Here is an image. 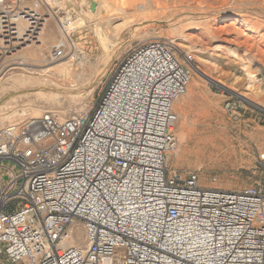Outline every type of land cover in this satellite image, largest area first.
<instances>
[{"label": "built area", "instance_id": "built-area-1", "mask_svg": "<svg viewBox=\"0 0 264 264\" xmlns=\"http://www.w3.org/2000/svg\"><path fill=\"white\" fill-rule=\"evenodd\" d=\"M62 3L0 0V68L20 66L14 56L51 20L62 37L49 59L73 51ZM194 62L150 39L114 65L88 109L0 124V264H264V141L263 179L241 190L205 189L168 165L173 105Z\"/></svg>", "mask_w": 264, "mask_h": 264}, {"label": "rangeland", "instance_id": "rangeland-1", "mask_svg": "<svg viewBox=\"0 0 264 264\" xmlns=\"http://www.w3.org/2000/svg\"><path fill=\"white\" fill-rule=\"evenodd\" d=\"M130 1L62 0L64 12L75 21L69 34L75 58L69 59L67 48L65 59H49L62 37L57 24L49 21L39 43L14 56L23 66L8 63L4 66L14 69L0 74L4 126L21 125L44 112L67 118L88 109L130 48L154 38L169 39L179 59L184 53L192 55L209 79L225 87L190 71L187 93L173 105L178 146L168 155L169 167L183 177L196 173L199 185L210 190H241L262 180L258 156L264 141V0ZM227 13L232 18L222 23ZM79 52L85 59L82 69ZM113 53L104 76L92 85L106 54ZM227 102L239 106L233 115L225 110ZM180 134L186 137L185 148Z\"/></svg>", "mask_w": 264, "mask_h": 264}, {"label": "bare ground", "instance_id": "bare-ground-1", "mask_svg": "<svg viewBox=\"0 0 264 264\" xmlns=\"http://www.w3.org/2000/svg\"><path fill=\"white\" fill-rule=\"evenodd\" d=\"M130 1V0H129ZM133 1V0H132ZM136 1V0H135ZM146 1V0H145ZM176 1V0H175ZM130 3H131V1H130ZM146 3V2H145ZM132 4V3H131ZM156 4H158V3H156ZM60 5V4H59ZM139 8V7H138ZM142 8H140V10H141ZM228 10V9H227ZM225 12V11H224ZM236 11H233V13H235ZM239 12V11H238ZM214 13V12H213ZM186 14V13H185ZM192 14V13H191ZM207 15H211L210 13H207ZM214 15V14H213ZM216 15V14H215ZM222 19H221V22L222 23H224L225 21H227V20H229V19H231L232 18V16H230V15H228V13L227 14H223L222 15V17H221ZM115 19V18H114ZM110 20L111 21H113V19L112 18H110ZM74 22L75 21H70V20H68V21H66V23H65V29H64V34H65V36L66 35H69L72 31H73V28H74ZM46 26V25H45ZM101 40V39H100ZM105 46V45H104ZM106 49L104 48V51H105ZM106 52V51H105ZM105 54V53H104ZM76 57H78V66H80V68L82 69V67H83V63H84V61H85V59H84V56L82 55V53H78L77 55H76ZM74 58H75V56L72 54L71 55V58H70V60L72 59V60H74ZM113 58H114V53L111 55H108V54H106V58H105V63H104V66H103V68L95 75V77H94V80H93V82H92V85H94L98 80H100L103 76H104V74H105V72L107 71V69L109 68V66L111 65V63H112V60H113ZM61 65V64H60ZM20 66H23V63L21 62V64H20ZM93 67V66H92ZM191 72L193 73V75L195 76V77H198V78H203V79H206V80H208L209 82H211L212 84H215V85H217V86H219V87H221V88H224L225 89V87H224V84L222 83V82H220V81H213L212 79H209L208 78V76L204 73V72H202L201 71V69L197 66V64H195V63H193V68H192V70H191ZM238 95V94H237ZM241 98H244L243 96H241ZM245 99V98H244ZM248 102H250V103H252V104H255V105H258V104H256V103H254L253 101H248ZM4 119H1L0 120V124L2 125V126H4ZM180 142H181V144H182V146H183V148H185V145L187 144V141H186V137L184 136V135H181L180 134Z\"/></svg>", "mask_w": 264, "mask_h": 264}, {"label": "water", "instance_id": "water-1", "mask_svg": "<svg viewBox=\"0 0 264 264\" xmlns=\"http://www.w3.org/2000/svg\"><path fill=\"white\" fill-rule=\"evenodd\" d=\"M95 6H96L95 3H91V5L89 7L91 12L95 11Z\"/></svg>", "mask_w": 264, "mask_h": 264}]
</instances>
